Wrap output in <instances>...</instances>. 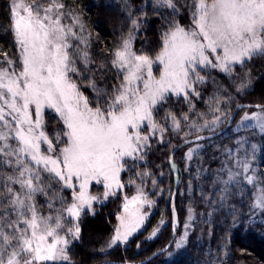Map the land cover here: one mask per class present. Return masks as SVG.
Returning <instances> with one entry per match:
<instances>
[{
  "label": "snow or ice",
  "instance_id": "snow-or-ice-1",
  "mask_svg": "<svg viewBox=\"0 0 264 264\" xmlns=\"http://www.w3.org/2000/svg\"><path fill=\"white\" fill-rule=\"evenodd\" d=\"M119 2L128 27L112 46L88 27L75 2L7 4L12 45L0 48V264H75L84 217L122 196L108 239L94 249L95 259L112 264L111 252L127 247L148 222L154 197L163 194L147 164L157 145L170 151L173 199L181 179L175 149L186 146V191H199L208 222L224 209L230 228L264 222V164L257 163L264 153V97L238 102L258 79L251 62L264 57V0H145L139 8ZM150 17L161 24L158 41L151 50L137 48ZM232 124L233 143L217 146L213 157L219 166L210 175L202 165L193 170L205 142ZM202 178L208 190L194 187ZM96 185L102 193H93ZM129 186L135 188L130 196ZM236 197L247 203L237 208ZM186 213L177 238L173 203L174 239L153 257L167 254L179 264L198 219L191 203ZM227 235L218 249L225 256Z\"/></svg>",
  "mask_w": 264,
  "mask_h": 264
},
{
  "label": "trees",
  "instance_id": "trees-1",
  "mask_svg": "<svg viewBox=\"0 0 264 264\" xmlns=\"http://www.w3.org/2000/svg\"><path fill=\"white\" fill-rule=\"evenodd\" d=\"M73 2L80 5V10L84 13V18L88 27L98 32L99 39L103 44L112 46L119 39L121 28L128 27V21L121 11L123 4L119 0H67L71 5ZM9 0H0V48L8 49L12 45L10 35L7 34L8 28V8ZM133 8H139L145 0H129ZM186 22V19L184 20ZM161 24L157 18L150 17L148 26L144 28L145 35L136 41V47H143L144 50H151L158 41ZM99 52V47L93 49ZM252 76L254 79L253 87L248 89V95L239 98V103H256L261 97H264V57L254 58L251 62ZM227 78L222 79L221 83H226ZM200 108L203 104L198 103ZM242 115V113H241ZM237 120L239 117L236 118ZM54 128L55 125H52ZM235 124L232 125L224 134L214 138L211 142H205L206 147L203 155L199 160L193 161V170L196 166L202 165L209 170V175L219 166V160L213 157H219L217 146L220 148L230 146L236 135L233 131ZM51 130V129H50ZM241 135H248V132H242ZM259 137H257V140ZM176 141L174 140V143ZM187 147L181 149L175 155V162L181 169L182 177L179 184L180 191L176 195V210L179 218V228L176 237L183 233V225L186 221V210L189 204L195 208L197 221L195 229L192 231L187 247L179 256V264H209L212 259H219L222 264H264V222L260 220L248 221L246 224L230 228L231 216L228 209L217 212L211 217V222L201 215L206 209L200 201L199 191L196 190L189 195L186 191L187 179L189 174L183 171L184 161L183 154ZM170 151L166 145H157L149 154L147 161L148 167L157 174V180L163 189V194H157L155 207L151 211L147 226L142 233L131 239L127 247L120 246L115 248L110 257L111 261L130 259L138 262L148 257L151 253L164 246L170 238L171 217H170V192L173 187V175L171 174L167 159ZM258 164H264V153L258 154ZM163 175H158L160 172ZM128 175L124 174L123 179L127 180ZM210 188L206 179L200 182H194V187ZM134 187H127L124 191L130 196L134 193ZM151 186L149 185V189ZM101 191V189H99ZM184 193V194H180ZM122 196L111 197L105 203L96 206V215L84 217L82 223V240L73 246V257L75 264H97L101 261L94 258V249L99 244L108 239L112 226L116 223V215L121 208ZM237 208H241V203L246 204L247 198L240 202V197H236ZM246 210V209H244ZM165 223L161 226L157 236L151 240L147 239L152 229L160 224L161 219ZM211 233V234H210ZM230 241L228 244V254L218 253L222 246L225 234ZM141 247L137 249L136 245ZM211 253V255H209ZM152 264H172L167 254L160 255L152 260Z\"/></svg>",
  "mask_w": 264,
  "mask_h": 264
},
{
  "label": "water",
  "instance_id": "water-1",
  "mask_svg": "<svg viewBox=\"0 0 264 264\" xmlns=\"http://www.w3.org/2000/svg\"><path fill=\"white\" fill-rule=\"evenodd\" d=\"M241 104H247V103H241ZM230 127H231V126H226L225 129L223 130L222 134H224V133H225ZM222 134H221V135H222ZM221 135H219V136H221ZM219 136H217V137H219ZM185 147H186V146H181V147L175 149V155H176L181 149H183V148H185ZM169 155H170V153H169ZM169 155H168V157H169ZM174 160H175V156H174ZM167 162H168V159H167ZM175 163H176V162H175ZM168 165H169V162H168ZM176 165H177V164H176ZM177 166H178V165H177ZM169 168H170V165H169ZM172 175H173V174H172ZM180 176L182 177V173H180ZM173 180H174V183H173L172 191L175 192V191H176V188H177V181H176L174 175H173ZM180 182H181V179H180V181H179V184H180ZM176 195H177V193H176ZM176 195H175L174 199H173L172 197H170V205H169V206H170V217H171V228H172V232H171V235H170L169 240L167 241V243H166L165 245H168V244H169L171 241H173V239H174V234H173V203H174V205H175L176 219H177V221H178V225H177V227H176V229H175V236H176V233H177V229L179 228V218H178V213H177V210H176ZM165 245H164V246H165ZM164 246L160 247L159 249H157V250L154 251L153 253L158 252V251H159L161 248H163ZM153 253H151L148 257L144 258V259L141 260V261H144L145 264H147V262L149 261V258H152V260L155 259L156 257H153ZM141 261L133 262V264H141ZM97 264H101V262H100V263H97ZM112 264H120V262H119V261H112Z\"/></svg>",
  "mask_w": 264,
  "mask_h": 264
},
{
  "label": "rangeland",
  "instance_id": "rangeland-1",
  "mask_svg": "<svg viewBox=\"0 0 264 264\" xmlns=\"http://www.w3.org/2000/svg\"><path fill=\"white\" fill-rule=\"evenodd\" d=\"M239 120V119H238ZM237 120V121H238ZM233 125V124H232ZM232 125H231V127H232ZM186 152V151H185ZM184 152V153H185ZM183 156H184V154H183ZM99 189H101V191H99ZM92 191H93V193H96V194H99V193H102V191H103V189L100 187V186H98V185H96V186H93V188H92ZM134 192H135V190H134ZM134 194V193H133ZM111 198V197H110ZM106 202V201H105ZM104 202V203H105ZM122 211V201H121V208H120V210H119V213ZM149 211V213H150V215H151V211L150 210H148ZM149 218H150V216H149ZM148 223V222H147ZM147 223L145 224V226H144V228L140 231V232H138L134 237H136L137 235H139L140 233H142L143 231H144V229L146 228V226H147ZM133 237V238H134ZM132 238V239H133Z\"/></svg>",
  "mask_w": 264,
  "mask_h": 264
}]
</instances>
